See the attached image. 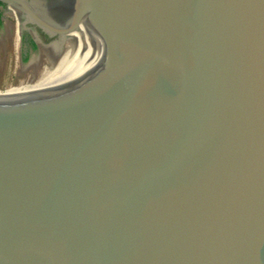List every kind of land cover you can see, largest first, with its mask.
I'll return each instance as SVG.
<instances>
[{
  "label": "water",
  "instance_id": "95a60500",
  "mask_svg": "<svg viewBox=\"0 0 264 264\" xmlns=\"http://www.w3.org/2000/svg\"><path fill=\"white\" fill-rule=\"evenodd\" d=\"M0 264H264V0H0Z\"/></svg>",
  "mask_w": 264,
  "mask_h": 264
},
{
  "label": "rangeland",
  "instance_id": "374dc122",
  "mask_svg": "<svg viewBox=\"0 0 264 264\" xmlns=\"http://www.w3.org/2000/svg\"><path fill=\"white\" fill-rule=\"evenodd\" d=\"M15 82V59L11 41L0 31V95L12 92Z\"/></svg>",
  "mask_w": 264,
  "mask_h": 264
},
{
  "label": "bare ground",
  "instance_id": "6f19581e",
  "mask_svg": "<svg viewBox=\"0 0 264 264\" xmlns=\"http://www.w3.org/2000/svg\"><path fill=\"white\" fill-rule=\"evenodd\" d=\"M11 94H12V92H8L6 94H2V95H0V98H8V97L11 96Z\"/></svg>",
  "mask_w": 264,
  "mask_h": 264
}]
</instances>
